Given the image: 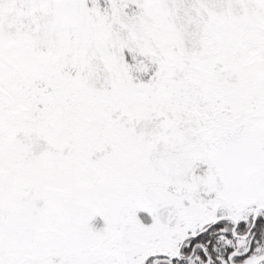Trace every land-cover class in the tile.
Masks as SVG:
<instances>
[{"label":"snow or ice","instance_id":"6c2138e0","mask_svg":"<svg viewBox=\"0 0 264 264\" xmlns=\"http://www.w3.org/2000/svg\"><path fill=\"white\" fill-rule=\"evenodd\" d=\"M0 264H264V0H0Z\"/></svg>","mask_w":264,"mask_h":264}]
</instances>
